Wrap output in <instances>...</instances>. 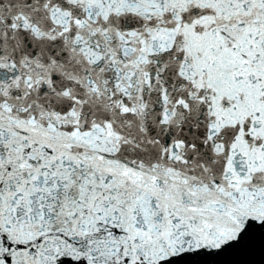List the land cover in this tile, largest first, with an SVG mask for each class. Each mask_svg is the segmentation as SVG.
<instances>
[{
	"label": "snow or ice",
	"instance_id": "obj_1",
	"mask_svg": "<svg viewBox=\"0 0 264 264\" xmlns=\"http://www.w3.org/2000/svg\"><path fill=\"white\" fill-rule=\"evenodd\" d=\"M0 264H264V0H0Z\"/></svg>",
	"mask_w": 264,
	"mask_h": 264
},
{
	"label": "water",
	"instance_id": "obj_2",
	"mask_svg": "<svg viewBox=\"0 0 264 264\" xmlns=\"http://www.w3.org/2000/svg\"><path fill=\"white\" fill-rule=\"evenodd\" d=\"M213 259L221 260V261H241V260L259 261L261 259L259 233L256 234L255 247L251 253L228 252V253L222 254L221 256L214 257Z\"/></svg>",
	"mask_w": 264,
	"mask_h": 264
}]
</instances>
